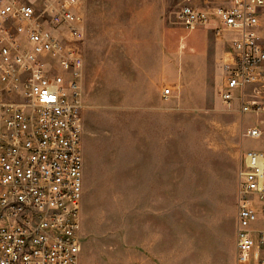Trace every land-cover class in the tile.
<instances>
[{"label": "rangeland", "instance_id": "obj_1", "mask_svg": "<svg viewBox=\"0 0 264 264\" xmlns=\"http://www.w3.org/2000/svg\"><path fill=\"white\" fill-rule=\"evenodd\" d=\"M229 4L85 0L80 264H236L238 170L264 152L246 136L264 115L221 102L229 44L177 19Z\"/></svg>", "mask_w": 264, "mask_h": 264}, {"label": "built area", "instance_id": "obj_2", "mask_svg": "<svg viewBox=\"0 0 264 264\" xmlns=\"http://www.w3.org/2000/svg\"><path fill=\"white\" fill-rule=\"evenodd\" d=\"M263 12L264 0H230L177 13L187 32L211 27L229 44L220 100L256 117ZM85 40V0H0V264H80ZM238 180L236 264H264V152L242 153Z\"/></svg>", "mask_w": 264, "mask_h": 264}, {"label": "crops", "instance_id": "obj_3", "mask_svg": "<svg viewBox=\"0 0 264 264\" xmlns=\"http://www.w3.org/2000/svg\"><path fill=\"white\" fill-rule=\"evenodd\" d=\"M81 259H82V254H81V258H80V263H81Z\"/></svg>", "mask_w": 264, "mask_h": 264}]
</instances>
